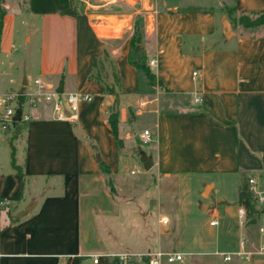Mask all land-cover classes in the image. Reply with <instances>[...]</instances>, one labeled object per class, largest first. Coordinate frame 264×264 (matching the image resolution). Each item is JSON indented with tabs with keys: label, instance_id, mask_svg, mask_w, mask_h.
<instances>
[{
	"label": "crops",
	"instance_id": "obj_1",
	"mask_svg": "<svg viewBox=\"0 0 264 264\" xmlns=\"http://www.w3.org/2000/svg\"><path fill=\"white\" fill-rule=\"evenodd\" d=\"M71 1L77 15L63 14L60 0H29V13L31 20L40 17L51 39L57 38L54 29L61 23L73 24L77 40L88 31L85 36L94 44L87 65L80 64L82 69L75 58L68 74L50 83L54 89L75 91L84 78L92 88L88 92L99 99L80 105L76 120L57 119L49 104H27L28 119L16 136L14 130L10 135L16 164L12 154L8 161L0 158V264H113L116 257L108 254L159 249L190 256L178 264H264V252L259 251L264 212H255L243 224L239 219L240 187L250 174L264 176V28L240 29L230 21L238 12L264 11V0ZM111 4H125L129 10L120 16L98 11ZM5 5L2 53L12 46L3 43L5 36L16 37L10 0ZM229 8L236 11L230 13ZM139 15L146 22L137 52L142 50L144 56L133 60L132 42L123 37ZM112 16L123 24L121 35H112L100 23L101 17ZM225 19L232 32L225 29ZM31 25L29 18L23 23L27 42L34 36ZM3 45L9 49L1 51ZM12 60L0 74L4 81L18 64ZM121 60L126 72L119 66ZM137 69L146 75L142 86L126 74ZM102 71L106 77L95 74ZM31 72L28 64L20 80L10 79L4 92L20 86L30 92ZM67 75L77 77V83L68 84ZM114 108L119 111L121 146L109 122ZM139 121L143 130L136 127ZM145 129L153 137L148 144L141 141ZM143 153L152 157L153 165L132 173ZM105 167L120 196L109 191ZM209 186V208L201 214L212 212V231L201 237L203 227L197 224L193 236L184 238L190 228L189 190L204 197ZM235 188L237 196L230 197L229 190ZM139 197L147 199L149 207L141 212L140 225L153 220L152 214H167L170 226L159 223L155 233L142 231L140 237L123 242L109 231L106 241L102 228L120 214L119 199ZM5 200L8 203L1 204ZM132 216L125 220L128 231ZM236 251L245 253L233 254ZM223 253L232 258L225 260Z\"/></svg>",
	"mask_w": 264,
	"mask_h": 264
},
{
	"label": "rangeland",
	"instance_id": "obj_2",
	"mask_svg": "<svg viewBox=\"0 0 264 264\" xmlns=\"http://www.w3.org/2000/svg\"><path fill=\"white\" fill-rule=\"evenodd\" d=\"M9 0H4L2 4H0L1 7H5L6 9V2ZM174 1H180V0H174ZM184 2H187L188 0H183ZM202 2V1H200ZM10 3L12 5V15H14V18L11 22V27L14 28V31H16V37H10L9 40L7 39V36H5L4 39V44L12 46L10 47V51L8 52H0V74L4 69L8 68L9 61L12 60L13 58L16 59V62H18L17 65H15L14 70L12 73L9 74V72L6 74V81H4V77H0V80H2L1 83V89L0 93H3L5 89H7L9 86L10 79L14 80H20L21 74L24 70H26V67L28 64L32 67V72L31 75L28 76L29 78V83L32 89L28 91H33L35 88V83L34 80L36 78H42L45 82L48 83V88L45 90H52L54 87L51 85L50 81L58 76H62L61 74H68L70 66L72 65L74 59L76 58L78 61L77 63L79 66L80 64L83 65V62L86 61L87 65V57H88V51L89 47L91 44H94L93 38L92 37H86L85 35L88 34V31L85 32L86 34L81 37V39H78L75 37V35H72L73 32V24L71 23H61V25H57V28L54 29L57 31V38L56 39H51L47 32H43L42 30V20L40 17H35L31 20V14L30 12V6H29V0H10ZM18 8L22 11H18ZM95 9V8H90V10ZM17 12H16V11ZM129 10V7L125 4H111L110 6L108 5L107 8H99L98 11H101L102 13L105 14H113L116 13L117 16H120L121 14H126ZM16 14V15H15ZM29 18L31 22V26L35 27V30L33 31L34 36L33 40L31 42H27L24 40V35H25V30L23 29V23L26 21V19ZM100 23L104 25L105 29H108L112 35H121L123 33L122 31V23H120L115 16L106 18V17H101ZM106 21V23H104ZM145 19L144 16L139 15L135 17L132 21V28L128 29L126 26L127 30L124 32V37L128 41L132 42V53L130 55V58L133 60H136L138 57L144 56V52L141 50L140 52H137V47L138 49H142V47L138 44V41L141 39L142 32L144 30V25H145ZM97 25V24H96ZM95 25V27H96ZM240 29H242V26H240ZM18 30V31H17ZM12 36V35H11ZM109 36V35H108ZM18 37V40L16 39ZM9 49L8 47L4 49V45L1 48V51ZM31 52V53H30ZM12 57V59H10ZM113 61V60H112ZM2 62L5 63V67L3 66ZM13 62V60H12ZM14 64V63H13ZM119 66L122 70V72H126L124 67L125 66V60H121L119 63ZM82 67V66H81ZM83 69V67H82ZM98 77H104L105 72H95ZM128 76L134 77L136 80V83L139 86H142L144 81H146V75L145 72L142 69H137L134 70L133 73H126ZM118 76V74H117ZM106 77V75H105ZM81 78V77H80ZM67 83L68 84H76L77 83V77L74 75H67ZM84 82L86 80L84 78H81ZM119 79V78H118ZM117 80V79H116ZM84 82L80 83L78 87L76 88V91H91L92 89L90 86H87L84 84ZM26 83V82H25ZM8 84V85H7ZM107 85V83H106ZM53 87V88H52ZM108 88V87H106ZM24 87H18V89H13V90H8L6 92H13L17 93V95L10 101V104L13 107H16L17 109H22L24 115L26 114V109H27V104L29 105V99L27 95L25 94V89ZM57 90H61L59 87H55ZM23 98L24 103L21 104V99ZM97 99H99V95L95 94L92 95V99L90 101H85L81 102L80 105H83V107L90 106L91 103H94ZM99 103V100H98ZM41 104V103H39ZM79 105V106H80ZM26 106V107H25ZM1 109V107H0ZM77 113L79 112V107L77 108ZM15 121V120H14ZM13 121V123H14ZM21 123H19L16 127H14V124L11 123L10 126L3 132H0V158L3 160V162L8 161L10 159V156L12 154V140L10 138V135L13 131V136L17 135L15 132L17 130H20L22 126L24 125V122H26V119H21ZM136 127L139 130H143V124L139 121L136 123ZM20 128V129H19ZM17 133V132H16ZM143 164L140 162V165L138 166L141 171H143V168H141ZM136 170V167H134ZM139 175V173H137ZM114 191L111 190L110 185L108 184L109 191L115 196L117 194L118 196L119 193L117 191L116 185H113ZM193 184H191V190H193ZM195 189V187H194ZM190 191V196L188 197L187 200L190 201L191 208L190 212L187 215L188 217V223H189V229L187 232H185L184 238H190L193 236L192 229L197 226V224H202L203 230H199L198 234L201 237L206 238L212 231V229L209 226V218L212 215V212L210 211L209 213H202L201 214V209L204 212L208 211V204L205 202L207 197H208V192L210 190V186L205 189L204 192V197H201L199 193H192ZM238 189H233L229 190V196L234 197L237 196L238 194ZM186 200V201H187ZM212 201V198L210 199ZM120 201V214L115 217V218H110L107 219L106 222L104 223L103 226V231L102 234L107 241V238L109 237V231L112 232V235L114 232L117 233V239L121 240L122 242L124 240H130L133 239V237H140L142 231L146 234L149 235V233H155L157 231V224L162 223L165 224L166 228L170 226L171 218H168L169 216L167 214L166 217L168 218L167 222H161L160 219L163 215H153L151 218L153 220L150 221H144L142 225H140V219L144 220V218L140 215L141 212H144L146 209H148L147 199L144 198H128L127 200L124 199H119ZM150 203V202H149ZM202 203H204V207H202ZM171 206L172 203L170 202ZM152 208L155 207L154 203L151 205ZM188 208V206H187ZM131 213H134V217L132 219L133 221V228L128 231L129 226H125V220H127L126 217L131 216ZM124 217H122V215ZM141 216V217H140ZM123 218V219H122ZM125 218V219H124ZM122 219V220H121ZM154 222V225L152 224ZM208 223V224H207ZM116 224V225H115ZM145 227V228H144ZM148 228V229H147ZM197 228V227H196ZM212 254V253H209ZM211 257H216V258H221V255H215L212 254L210 255ZM207 256V257H210ZM189 258V255H184L183 258ZM179 262V261H178ZM178 262H175L173 264H178Z\"/></svg>",
	"mask_w": 264,
	"mask_h": 264
},
{
	"label": "built area",
	"instance_id": "obj_3",
	"mask_svg": "<svg viewBox=\"0 0 264 264\" xmlns=\"http://www.w3.org/2000/svg\"><path fill=\"white\" fill-rule=\"evenodd\" d=\"M194 76H197V72L194 71ZM35 88L31 92H25L29 99V105L35 106L39 103H45L51 105L55 117L60 120H76L77 119V108L81 102L90 101L92 94L86 91H62L57 89L45 90L48 88V83L42 78H36L34 80ZM17 93L4 92L0 93V132L5 131L11 123L14 121L17 108L10 104V101L14 99ZM196 101H200L196 98ZM21 109V108H20ZM22 111V109H21ZM22 118L28 119L27 114L24 115L22 111ZM14 124V123H13ZM153 140L152 133L149 129H145L141 135V141L143 144H148ZM140 169L136 168L132 170V173L139 172ZM248 191L251 194V199L255 207L264 212V176L261 174H250L246 177L245 181ZM8 203L7 200L1 201V204ZM248 216L247 209L244 205L239 207V219L243 224L246 222ZM161 222H167L168 218L162 216ZM216 220L210 222L214 225ZM263 241L260 245L259 251L264 252V226L259 228ZM243 251H236L233 254L242 255ZM117 257L119 264H165L175 263L183 259L184 253L172 252L165 250H155L147 252H122L108 254ZM225 260L232 258L231 253H223ZM99 256L96 255L94 258L95 262H98Z\"/></svg>",
	"mask_w": 264,
	"mask_h": 264
},
{
	"label": "trees",
	"instance_id": "obj_4",
	"mask_svg": "<svg viewBox=\"0 0 264 264\" xmlns=\"http://www.w3.org/2000/svg\"><path fill=\"white\" fill-rule=\"evenodd\" d=\"M4 0H0V4L3 3ZM61 3L64 4V9L62 10L63 14H69V15H77L78 14V9L77 7L72 3L71 0H60ZM190 9H198L197 7H191ZM230 13L235 12L236 10L233 8H229L228 9ZM6 14V9L5 7H1L0 6V31L1 28L3 26V18L4 15ZM230 21L232 22V24L234 25V27H238V26H242V27H263L264 28V11H257V12H238L236 16H230ZM135 64H137L136 62H134ZM138 65V64H137ZM143 68L146 71V73L148 74L149 78L151 80L154 79L152 73L150 72V68L146 65L143 64ZM24 103L23 98L21 99V104L22 105ZM21 121H14V125H18ZM109 122L111 124L112 127V131L118 141V144L121 146L123 145V140L120 137V133H119V111L114 108L112 110V112L109 115ZM12 162L15 165V158H14V151L12 153ZM101 164L103 165V162H101ZM104 167V166H103ZM104 171L106 173H108V184L110 185V188L112 191H114V181L113 178L111 176V170L108 167L104 168ZM239 204L240 205H244L247 209L248 212V216H247V222L251 220V216L255 213V212H259V210L255 207V205L252 202L251 199V194L248 191L247 185L246 183H243L242 186L240 187V192H239ZM113 264H119V260L116 257V259L114 260Z\"/></svg>",
	"mask_w": 264,
	"mask_h": 264
},
{
	"label": "water",
	"instance_id": "obj_5",
	"mask_svg": "<svg viewBox=\"0 0 264 264\" xmlns=\"http://www.w3.org/2000/svg\"><path fill=\"white\" fill-rule=\"evenodd\" d=\"M224 26H225V29L229 32H232V27H231V24L228 20L225 19L224 21ZM22 119V111L21 109H17L16 111V115L14 117V120L15 121H20ZM98 159L100 160L99 158V155H97ZM141 161L144 165V168L146 170L150 169V167L153 165V160H152V157L148 156L146 153H143L142 156H141ZM205 205V204H204ZM204 207V206H203ZM22 215V213L20 214Z\"/></svg>",
	"mask_w": 264,
	"mask_h": 264
}]
</instances>
